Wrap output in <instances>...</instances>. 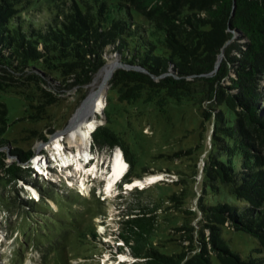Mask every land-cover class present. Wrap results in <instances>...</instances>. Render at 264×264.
<instances>
[{
  "label": "trees",
  "instance_id": "16d2710c",
  "mask_svg": "<svg viewBox=\"0 0 264 264\" xmlns=\"http://www.w3.org/2000/svg\"><path fill=\"white\" fill-rule=\"evenodd\" d=\"M47 1L49 17L37 22L17 7L24 0H0V91L37 101L30 118H42L60 93L91 83L114 54L147 71L115 70L109 86L120 102L152 103L164 112L171 102L190 101L199 107L202 125L212 124L202 170L203 192L211 198L198 202L210 222L209 242L202 237L191 254L159 249L152 241L155 216L129 209L118 223L120 245L102 244L115 258L128 253L133 264H214L212 256L219 264H263L233 251L221 226L229 222L255 237L257 253L264 251V0ZM104 112L106 123L92 133V145L120 148L129 166L119 186L132 183L140 177L135 151L109 128ZM8 128V109L0 102V147L9 141ZM13 151L22 163L34 156ZM4 156L0 152V171L19 178L26 168L7 166ZM223 189L233 203L221 197Z\"/></svg>",
  "mask_w": 264,
  "mask_h": 264
},
{
  "label": "rangeland",
  "instance_id": "374dc122",
  "mask_svg": "<svg viewBox=\"0 0 264 264\" xmlns=\"http://www.w3.org/2000/svg\"><path fill=\"white\" fill-rule=\"evenodd\" d=\"M17 7L37 22L46 20L52 8L47 0H24ZM110 59L116 56L108 54L107 63ZM99 72L88 85L60 93L58 102L46 107L45 113L39 114L42 118L36 120L29 116L36 115L37 101H26L13 91H0L9 123L5 134L9 141L0 147V152L5 155L7 166L18 164L26 168L19 172V178L0 171V264H133L136 259L128 253L115 258L113 250L102 244L120 245L121 242H115L120 241L118 223L129 209L155 216L158 229L152 241L159 249H185L191 254L202 237L209 242L210 222L201 213L198 202L211 198L210 193L203 192L202 170L211 148L212 124L202 125L201 111L190 101L171 102L162 112L152 103L120 102L108 83L106 107L98 117L106 123L107 108L109 128L132 144L134 173L140 176L137 178L160 173L165 176L162 181L132 190L126 184L119 186L121 179L114 184L113 194L107 196L112 155L117 148L111 151L94 147L92 138L89 156L94 159L90 165L84 162L78 169L74 162L73 171L65 173L56 166L57 156H53L55 151H51L50 145L58 138L62 140L65 157L72 160V156H78L75 147L68 148L66 136ZM260 88L264 92V80ZM15 147L33 152L29 164L22 163L13 153ZM37 157L46 160L49 176L39 173L34 166ZM95 165L94 175L86 176ZM83 179L86 191L81 188ZM221 197L235 201L225 189ZM221 231L229 247L243 259L256 257L264 264V251L257 253L260 246L255 237L235 230L229 222L221 226ZM212 260L219 264L214 256Z\"/></svg>",
  "mask_w": 264,
  "mask_h": 264
},
{
  "label": "bare ground",
  "instance_id": "6f19581e",
  "mask_svg": "<svg viewBox=\"0 0 264 264\" xmlns=\"http://www.w3.org/2000/svg\"><path fill=\"white\" fill-rule=\"evenodd\" d=\"M116 66L115 59H110L106 66H104L97 79L91 86L90 94H88L87 98L84 100L80 108H78L77 112L75 113L72 121L70 122V126L67 132L66 140L68 144V148H76L78 156H72V160L68 159L65 154L63 155L62 150L64 149L62 140L60 138L53 141V145H50L51 151L53 156H57L58 166L63 169L65 166L72 164L75 162L77 168L79 169L84 162L86 163L88 159L91 157L89 156L90 146H91V137L94 130L102 123L101 119L98 117L101 112V109L106 107V99L105 94H107L108 90V83L110 80V73L114 71ZM123 151L117 147L116 152L112 155V166L109 171V180H107L106 185V192L107 196L113 194L114 184L116 180H119L123 174L125 176L126 169L129 166L128 161L125 159ZM74 154V153H73ZM54 158V159H55ZM85 159V160H84ZM84 160V161H83ZM88 163V162H87ZM38 172L49 176L46 160L44 157H37L35 162L33 163ZM83 167V166H82ZM87 170V169H86ZM96 171V165L88 170L85 175L93 174ZM123 176V177H124ZM164 175L157 173L150 175L146 178L142 179H135L134 181L126 183L128 189H134L135 187L146 188L150 185H153L157 181L164 180ZM81 188L86 191V185L84 179L82 180ZM36 198H39L37 192H34ZM26 264H32L26 263Z\"/></svg>",
  "mask_w": 264,
  "mask_h": 264
},
{
  "label": "water",
  "instance_id": "95a60500",
  "mask_svg": "<svg viewBox=\"0 0 264 264\" xmlns=\"http://www.w3.org/2000/svg\"><path fill=\"white\" fill-rule=\"evenodd\" d=\"M221 60H222V56L219 57V60H218V62H217V67L220 65ZM115 61H116V66H115V68H114V71H112V72L110 73V79L112 78V76H113L115 70L118 69V68H120V69H121V68H123V69H132V68H134L135 70H139V71H142V72H147L145 69H143V68H141V67H136L135 65H128V64H125V63L121 62V60H120L118 57H116ZM106 65H107V64H105L104 66H106ZM104 66H102L101 69H102ZM101 69H100V71H101ZM156 79H158V77H156Z\"/></svg>",
  "mask_w": 264,
  "mask_h": 264
}]
</instances>
